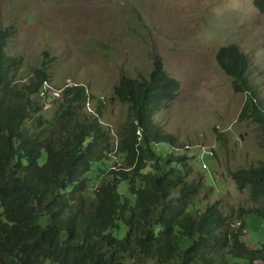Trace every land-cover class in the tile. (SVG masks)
Segmentation results:
<instances>
[{"label": "trees", "instance_id": "trees-1", "mask_svg": "<svg viewBox=\"0 0 264 264\" xmlns=\"http://www.w3.org/2000/svg\"><path fill=\"white\" fill-rule=\"evenodd\" d=\"M253 4L264 16V0ZM13 32L0 26V264H264V240L245 237L264 223V207L240 208L233 227L219 201L204 209L195 201L207 188L202 160L156 119L179 89L160 58L147 77L122 76L114 87L129 107L114 146L101 108L83 111L92 99L85 86L47 93L53 114L40 113L47 57L31 82L11 84L20 68L7 52ZM216 61L247 96L239 120L256 123L264 139L249 57L228 44ZM229 174L240 191L264 199V163ZM123 182L129 195L120 192Z\"/></svg>", "mask_w": 264, "mask_h": 264}, {"label": "rangeland", "instance_id": "rangeland-1", "mask_svg": "<svg viewBox=\"0 0 264 264\" xmlns=\"http://www.w3.org/2000/svg\"><path fill=\"white\" fill-rule=\"evenodd\" d=\"M253 1L0 0V26L16 29L7 52L20 60V68L11 84L31 82L47 57L50 85L60 92L66 86H85L92 99L83 111L101 108L100 121L111 129L116 146L129 107L114 96V87L122 76L147 77L157 56L179 83L157 122L191 158L202 160L207 188L195 201L202 209L219 201L234 227L240 224L235 222L240 208H262L264 199H253L249 189L240 191L229 172L264 163V139L256 123L239 120L247 96L233 90L216 54L228 44L241 48L264 106V16ZM41 100L40 113L52 115V103ZM200 148L205 152L200 154ZM120 192L129 195L127 182ZM124 233V228L115 231L117 237ZM245 237L251 244L264 240V223L251 226Z\"/></svg>", "mask_w": 264, "mask_h": 264}, {"label": "built area", "instance_id": "built-area-1", "mask_svg": "<svg viewBox=\"0 0 264 264\" xmlns=\"http://www.w3.org/2000/svg\"><path fill=\"white\" fill-rule=\"evenodd\" d=\"M53 93L55 95H59L60 94V89L56 90L53 86L50 85L49 80H44L43 84H42V89L40 91V97H44L46 96L47 93ZM47 106V105H45Z\"/></svg>", "mask_w": 264, "mask_h": 264}, {"label": "bare ground", "instance_id": "bare-ground-1", "mask_svg": "<svg viewBox=\"0 0 264 264\" xmlns=\"http://www.w3.org/2000/svg\"><path fill=\"white\" fill-rule=\"evenodd\" d=\"M42 99H44V100H46V96H44V97H41Z\"/></svg>", "mask_w": 264, "mask_h": 264}]
</instances>
